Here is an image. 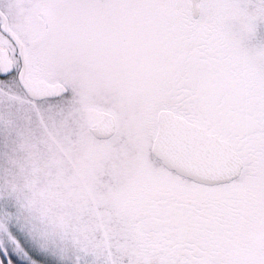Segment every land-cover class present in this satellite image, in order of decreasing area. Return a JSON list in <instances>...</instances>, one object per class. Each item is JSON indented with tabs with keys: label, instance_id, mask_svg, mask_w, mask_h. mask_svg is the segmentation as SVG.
Wrapping results in <instances>:
<instances>
[{
	"label": "snow or ice",
	"instance_id": "6c2138e0",
	"mask_svg": "<svg viewBox=\"0 0 264 264\" xmlns=\"http://www.w3.org/2000/svg\"><path fill=\"white\" fill-rule=\"evenodd\" d=\"M17 95L72 99L90 150L136 177L106 194L93 264H264V0H0ZM0 264H58L11 197Z\"/></svg>",
	"mask_w": 264,
	"mask_h": 264
},
{
	"label": "rangeland",
	"instance_id": "374dc122",
	"mask_svg": "<svg viewBox=\"0 0 264 264\" xmlns=\"http://www.w3.org/2000/svg\"><path fill=\"white\" fill-rule=\"evenodd\" d=\"M86 124L72 99L0 97V201L11 197L21 226L58 264L108 259L99 243L118 218L106 194L136 179L114 153L90 150Z\"/></svg>",
	"mask_w": 264,
	"mask_h": 264
},
{
	"label": "water",
	"instance_id": "95a60500",
	"mask_svg": "<svg viewBox=\"0 0 264 264\" xmlns=\"http://www.w3.org/2000/svg\"><path fill=\"white\" fill-rule=\"evenodd\" d=\"M47 99V98H45ZM45 99H39V100H36V101H41V100H45ZM90 131V130H89ZM90 133L93 135V133L90 131ZM95 137V135H93ZM96 138V137H95Z\"/></svg>",
	"mask_w": 264,
	"mask_h": 264
}]
</instances>
